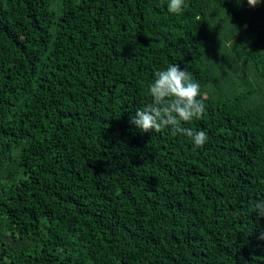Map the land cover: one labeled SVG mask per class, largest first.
Masks as SVG:
<instances>
[{"label": "trees", "instance_id": "1", "mask_svg": "<svg viewBox=\"0 0 264 264\" xmlns=\"http://www.w3.org/2000/svg\"><path fill=\"white\" fill-rule=\"evenodd\" d=\"M0 0V264H264V0ZM199 83L208 140L130 122Z\"/></svg>", "mask_w": 264, "mask_h": 264}, {"label": "clouds", "instance_id": "2", "mask_svg": "<svg viewBox=\"0 0 264 264\" xmlns=\"http://www.w3.org/2000/svg\"><path fill=\"white\" fill-rule=\"evenodd\" d=\"M261 0H247L250 7H256ZM184 0H169L168 11L180 14ZM152 100L138 109L130 122L142 133L161 132L168 128L172 135L183 134L191 138L195 147H203L208 137L206 132H193L184 128L182 122L202 118L206 111L200 85L193 81L192 74L181 70L179 65H169L166 70L154 73V81L149 86ZM258 217H264V201L255 205ZM259 239L264 240V232Z\"/></svg>", "mask_w": 264, "mask_h": 264}]
</instances>
